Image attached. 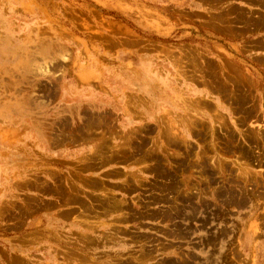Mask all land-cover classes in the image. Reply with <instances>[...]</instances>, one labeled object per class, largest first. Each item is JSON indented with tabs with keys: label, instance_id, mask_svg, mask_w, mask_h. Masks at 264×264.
I'll list each match as a JSON object with an SVG mask.
<instances>
[{
	"label": "rangeland",
	"instance_id": "1",
	"mask_svg": "<svg viewBox=\"0 0 264 264\" xmlns=\"http://www.w3.org/2000/svg\"><path fill=\"white\" fill-rule=\"evenodd\" d=\"M0 264H264V0H0Z\"/></svg>",
	"mask_w": 264,
	"mask_h": 264
},
{
	"label": "bare ground",
	"instance_id": "2",
	"mask_svg": "<svg viewBox=\"0 0 264 264\" xmlns=\"http://www.w3.org/2000/svg\"><path fill=\"white\" fill-rule=\"evenodd\" d=\"M163 173V172H162ZM206 173V172H205ZM207 179V178H206Z\"/></svg>",
	"mask_w": 264,
	"mask_h": 264
}]
</instances>
